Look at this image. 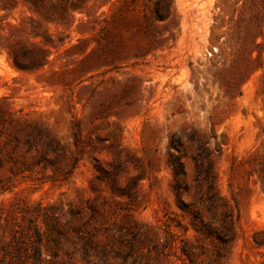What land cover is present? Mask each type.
Returning <instances> with one entry per match:
<instances>
[{
    "label": "rangeland",
    "instance_id": "rangeland-1",
    "mask_svg": "<svg viewBox=\"0 0 264 264\" xmlns=\"http://www.w3.org/2000/svg\"><path fill=\"white\" fill-rule=\"evenodd\" d=\"M0 264H264V0H0Z\"/></svg>",
    "mask_w": 264,
    "mask_h": 264
},
{
    "label": "trees",
    "instance_id": "trees-1",
    "mask_svg": "<svg viewBox=\"0 0 264 264\" xmlns=\"http://www.w3.org/2000/svg\"><path fill=\"white\" fill-rule=\"evenodd\" d=\"M250 45H251L250 50H248L246 55H244V69L242 70V74H241L242 76L241 78L242 81L240 80L241 83L244 81V79L247 78L249 74H252L253 72L263 67L262 64L252 66L253 63L259 60L258 55L254 58L252 57V52L254 51L256 47H258V45L255 43V38H252L250 40ZM239 83L240 82H236V85L237 84L239 85ZM177 143H178L177 139L172 138L170 141V146L174 147L175 149H178L179 144ZM199 149L201 150V153L203 154V156H200V154H197V156L194 158V163H195L196 174L200 177L202 182H204V184L206 185L205 198L202 204L210 212L218 207H223L226 210L222 214V218L220 219L218 226L215 229L210 230L209 228H204V230L198 229L196 232L205 238H213L217 240L218 242L225 244L231 239L234 233L233 214L227 202H222V204L218 203L219 197L217 195V191L214 186V176L212 173V162L209 159L208 154L206 153V150L202 146H199ZM170 165H171L174 177H178L181 174H183V170L181 169L180 164L177 163V159L171 160ZM174 190L177 191L178 187L175 186ZM192 218L196 220L197 216L193 214ZM38 241H40V239ZM35 249L36 250L34 251V255L36 256L39 254V250L37 248ZM181 250L183 253L187 254L186 252L187 248L181 247Z\"/></svg>",
    "mask_w": 264,
    "mask_h": 264
}]
</instances>
